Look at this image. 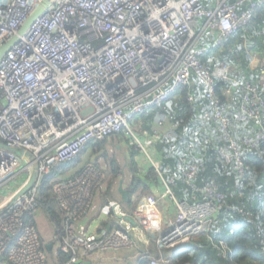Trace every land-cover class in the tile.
I'll return each instance as SVG.
<instances>
[{
	"label": "built area",
	"instance_id": "built-area-1",
	"mask_svg": "<svg viewBox=\"0 0 264 264\" xmlns=\"http://www.w3.org/2000/svg\"><path fill=\"white\" fill-rule=\"evenodd\" d=\"M44 1L0 0V46L18 34ZM263 6L264 0H50L0 64V141L32 154L0 147V209L30 179L34 166L39 171L37 183L0 213V264H49L33 218L39 211L42 178L77 160L91 144L122 132L132 140L140 166L154 169L164 191L144 196L132 212L119 202L102 207L100 212L111 214L114 225L92 232L84 220L96 209L97 195L103 190L102 168L90 164L75 177L60 179L53 194L65 217L59 248V253L70 256L65 264L87 261L96 253L133 249L134 224L159 251V256L140 253L136 264L143 260L173 264L163 248L209 230L226 204L221 185L215 180L197 183L206 169L201 160L184 157L178 172L163 168L156 144L172 137L181 121L167 126L159 120L148 131L141 118L200 79L213 106L203 117L217 120L223 134L217 154L245 178L248 169L242 148L264 142V78L260 86L240 83L246 93L236 113L217 95L218 80L236 84L231 64L207 66L204 58L246 29ZM250 66L264 74L257 53L252 54ZM188 100L195 102L192 93ZM235 115L239 122L250 120L255 131L235 137ZM22 160L27 163L20 169ZM21 176L24 184L4 189ZM178 181L191 188L189 199L176 196ZM167 200L176 208L171 222L161 206ZM222 244L227 255L229 249Z\"/></svg>",
	"mask_w": 264,
	"mask_h": 264
},
{
	"label": "trees",
	"instance_id": "trees-1",
	"mask_svg": "<svg viewBox=\"0 0 264 264\" xmlns=\"http://www.w3.org/2000/svg\"><path fill=\"white\" fill-rule=\"evenodd\" d=\"M255 44L259 45L261 51L264 50V6L257 9L251 24L246 29L238 32L222 48L204 58L207 66H212L215 62H227L233 65L232 74L236 84L231 86L232 81L218 80L217 95L223 104L231 107L236 113L246 93L240 83L249 81L253 85L260 86L261 79L264 78L260 70L258 73L249 70L251 48ZM228 89L231 90L230 93L227 92ZM190 93L195 97L194 103L188 100ZM212 110V103L206 98V86L196 78L191 88L183 87L176 98H171L162 107L155 108L148 115L143 116L145 124H142V128L151 131L159 120H164L167 118L166 115L177 111L179 115L173 117L171 121L180 120L181 124L174 129L172 137L162 138L156 144V150L162 159V167L169 166L173 171L178 172L184 157L201 160L206 169L200 173L197 183L203 185L205 182L215 180L221 185L226 196V204L215 217L210 229L195 237H199L196 242L185 244L173 255L172 262L173 264H264V142L254 148H242L248 174L245 178H240L217 154V146L223 143L219 122L203 117L205 112ZM155 116L158 118L155 119ZM262 121L264 126V112ZM232 131L233 135L240 139L254 132L255 127L250 120L239 122L235 115ZM122 133L125 135L124 132ZM109 138L91 144L94 149L93 154L100 156L89 163L99 168L106 167L100 166V158L111 163L108 168L113 178L109 182L107 196H112L109 189L112 181L124 178L127 171L125 166L118 164L114 158L109 159L111 152L107 149L112 143ZM133 148L137 152L134 146ZM132 153L131 161L128 162L130 168L128 172L132 175L131 188H126L129 193L128 200H122L125 209L131 212L144 196L151 193L147 182L157 178L154 169L143 172L133 151ZM83 155L84 153L74 162L42 178L39 185L40 213L54 225L55 236L59 240L64 234L65 217L55 209L56 197L52 195V190L60 181V175L77 167ZM82 170L83 168L77 170L71 178ZM174 191L180 199H189L192 193L191 188L182 181L177 182ZM227 205H232L233 209L229 210ZM33 218L37 221L36 216ZM223 242L232 253L223 254ZM58 255L62 258V263L70 259L69 255L62 252ZM139 264H150V262L143 260Z\"/></svg>",
	"mask_w": 264,
	"mask_h": 264
},
{
	"label": "rangeland",
	"instance_id": "rangeland-1",
	"mask_svg": "<svg viewBox=\"0 0 264 264\" xmlns=\"http://www.w3.org/2000/svg\"><path fill=\"white\" fill-rule=\"evenodd\" d=\"M251 49H252V52H255V51L258 52L259 57L264 62V50L261 51L258 44H255L254 47ZM232 67H233V65H232ZM176 115H179V113L177 111L171 112V114L166 115L165 117H167L166 118L167 122H170V120L173 117H175ZM157 118L158 117L155 116V119H157ZM141 119H142L141 122L143 124H145V119L144 118H141ZM135 120L138 121L139 118H135ZM109 140L112 141V143L109 144L108 149H107L108 151L111 152L109 159L114 158L117 161V163L120 164L121 166H128V162L131 161V156H133L132 151L134 152L135 157L137 155V152L134 150L133 146L131 145L132 140L127 138L126 135H124L123 133L111 136L109 138ZM93 152H94V149L91 146L90 148H88L86 150V152L84 153V155L82 157V160L79 162L77 167H73L67 173L61 174L60 179H64V180L70 179L75 174V172L77 170H79L80 168L84 169L85 167L90 165V163H89L90 161L94 162L100 155L95 156V154H93ZM138 158H139V156H138ZM100 160H101V161H99L100 166H106L105 167L106 169L102 167L103 174H104L103 190H101V192L99 193L100 198L103 197V199H104L108 195L109 190L107 191V188H108L109 182L113 178V175L111 174V171L108 168V166H111V163L109 161L107 162L104 158H100ZM26 163L27 162L25 160H22V164L20 166V169L23 168L26 165ZM127 170H129V167ZM123 177L124 178H119V179L117 178L115 181H112V185L109 188L111 192L112 191L114 192L115 197L117 198L118 202L121 205H123L124 202H122V198H121L120 192H119L120 180H123L125 182V187H126L127 183L131 181L132 176H130L129 172L127 171V173H125ZM25 181H26L25 176H21L17 180L10 182L4 189L10 188L11 190H13L15 187H18V186L24 184ZM5 193L6 192H3L4 195H5ZM53 193H54V191L52 190V195L54 196L55 194H53ZM55 207H56V205H55ZM100 209H101V203L97 202L96 203V209H94L90 212V216L95 215L97 212H100ZM40 212H41V210L39 209V211L36 215V220H37L36 223H37V227L39 229V233L41 234V238H42L43 242L45 243V245L51 243L53 246L51 251H47L48 258H49V264H65L67 261L62 263L61 262L62 258L58 255L59 248H60V241L55 236V227ZM198 239H199V237L195 238V239H191L190 241H185V242L178 244V245H175L171 248H163L162 253L165 257L172 258L173 255L178 253L185 244L188 245L189 242H196ZM136 251H137V249L134 247L133 249L123 250V251H119L117 253L123 254V255L126 254V256L129 259V258H132V256L136 253ZM156 254H159L158 250L156 251ZM128 259L126 260V264H133V259H131V260H128ZM6 264H10V262L7 261Z\"/></svg>",
	"mask_w": 264,
	"mask_h": 264
},
{
	"label": "crops",
	"instance_id": "crops-1",
	"mask_svg": "<svg viewBox=\"0 0 264 264\" xmlns=\"http://www.w3.org/2000/svg\"><path fill=\"white\" fill-rule=\"evenodd\" d=\"M219 49H216V50H219ZM253 53L258 54V52H256V51L252 52V54ZM251 60H252V56H251ZM249 70L258 73V69L252 68L250 66V63H249ZM164 120L166 121L167 126H170L172 124L171 120H170V122H167V119H164ZM158 156L160 157L159 154H158ZM139 167L145 173L148 172L149 169H153L150 166H139ZM124 168H125V171H129V170H127L128 166H125ZM130 176H132V175L130 174ZM147 183H148V185H150V189H151L150 194H160L164 191V185L158 179V177L154 180L148 181ZM119 185H120V183H119ZM123 187H124V189H126L128 187L131 188V183L128 182L127 186L125 187V182L123 181ZM111 193L113 194L112 196L109 195L104 199H103V197H101L103 200L100 198V196L98 194L97 195L98 197L96 198V203L100 202L101 208H102V207L110 204L111 202H118L117 198L115 197L114 192L112 191ZM128 195H129V193H128ZM120 196H121V194H120ZM121 198H122V196H121ZM122 200H124V199L122 198ZM55 205H56L55 209H57L58 208L57 204L55 203ZM122 206L124 208L126 207L125 204H123ZM161 206H162L163 211L165 213L166 220L169 222L174 221L175 214H176V208H175V205L172 203V201L167 200L166 202L161 203ZM125 210H127V208ZM128 211H129V209H128ZM84 222L92 232H98L102 229L112 228V226L114 225V221H113V218L111 217V214H102L101 212H97L95 215H92V216H90V214H89V216L85 218ZM133 222H135V221L133 220ZM134 225L136 228L133 231L132 235H133V238L135 241V248L137 249V251L132 256V258L128 259L126 254L123 255V254H118L117 252L109 251V252H102V253L93 254L89 258V260H87V261H90L91 264H126L127 259L128 260L133 259V264H136L137 260H138V256L140 253H149L151 256H156L157 255L156 254L157 248H156L153 240L149 238L148 234L146 232H144V230H142L136 224H134ZM56 238L58 239V237H56ZM49 244L52 246L51 243H49ZM52 248H53V246H52ZM52 248H51V250H52Z\"/></svg>",
	"mask_w": 264,
	"mask_h": 264
},
{
	"label": "water",
	"instance_id": "water-1",
	"mask_svg": "<svg viewBox=\"0 0 264 264\" xmlns=\"http://www.w3.org/2000/svg\"><path fill=\"white\" fill-rule=\"evenodd\" d=\"M50 5V0L44 1L26 20L24 25L20 28L17 35L12 37L10 40L5 42L0 46V64L2 59L5 57L7 52L20 40L21 36H23L26 31L30 28V26L35 22V20L44 12V10ZM0 147L8 149L10 151L19 153L20 155L26 154L27 156L31 157L32 154L28 151H25L20 148H13L5 144L4 142L0 141ZM39 179V171L38 167L34 166L32 170V174L30 179L22 186V188L13 196V198L9 201L8 205L4 208L0 209V213H2L5 209L10 207L20 196L26 194L38 181ZM119 192L122 198L126 201L128 200V191L123 187V180L120 181ZM52 246L50 244L46 245V249L50 251ZM76 264H91L90 261H83L80 260Z\"/></svg>",
	"mask_w": 264,
	"mask_h": 264
},
{
	"label": "clouds",
	"instance_id": "clouds-1",
	"mask_svg": "<svg viewBox=\"0 0 264 264\" xmlns=\"http://www.w3.org/2000/svg\"><path fill=\"white\" fill-rule=\"evenodd\" d=\"M231 253H232V250H231Z\"/></svg>",
	"mask_w": 264,
	"mask_h": 264
}]
</instances>
